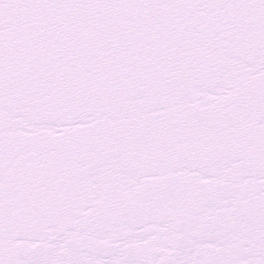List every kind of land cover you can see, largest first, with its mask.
<instances>
[{
	"label": "snow or ice",
	"instance_id": "6c2138e0",
	"mask_svg": "<svg viewBox=\"0 0 264 264\" xmlns=\"http://www.w3.org/2000/svg\"><path fill=\"white\" fill-rule=\"evenodd\" d=\"M0 264H264V0H0Z\"/></svg>",
	"mask_w": 264,
	"mask_h": 264
}]
</instances>
